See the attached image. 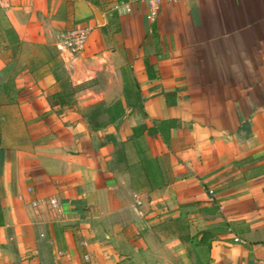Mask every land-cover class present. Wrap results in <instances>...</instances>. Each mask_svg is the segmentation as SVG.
Here are the masks:
<instances>
[{"label":"crops","instance_id":"obj_1","mask_svg":"<svg viewBox=\"0 0 264 264\" xmlns=\"http://www.w3.org/2000/svg\"><path fill=\"white\" fill-rule=\"evenodd\" d=\"M110 1L118 13L99 10L105 28L67 59L71 83L89 84L73 107L29 62L0 80V264H264V0H183L155 22L141 0H0V12L21 47H43ZM173 119L169 136L133 139ZM176 224L198 234L193 254L161 259L183 244Z\"/></svg>","mask_w":264,"mask_h":264},{"label":"rangeland","instance_id":"obj_2","mask_svg":"<svg viewBox=\"0 0 264 264\" xmlns=\"http://www.w3.org/2000/svg\"><path fill=\"white\" fill-rule=\"evenodd\" d=\"M111 3H113V2L112 1L107 2V3L101 2L100 4H98L99 6L95 5V7L98 10H100L103 14L105 13V15H107V16H109L110 14H112L114 12L118 13V11H115V10H114V12H112L113 7L109 6ZM73 9H75V7ZM88 12H89L88 17L71 19V21L69 22V24H67L66 27H64V28L61 27L59 29L60 34H58V36L54 35L52 37V39L48 40L46 45H44L43 47L33 45L32 42L25 43V46L23 45L22 47L20 44V46L18 48V51L21 49L20 55H17V53H16V55L8 54L9 51L6 50L3 40H2V38H0V68H1L2 62H5V63L12 65L10 71L6 72L3 76H0V80H3V78L8 79V78L12 77V75H13L12 70L14 68H16V64H18L19 62H29V64L31 63V65L33 66L31 69H35L34 71L37 73L40 72L42 75H44L47 72H52L55 75L54 76L55 79L57 78V76H59L61 79H60V81H58V85H57L56 89L57 90L62 89L64 84L67 82V80L71 81L70 72L65 67V65L67 63V59L70 58L71 56L78 54V52L77 53H72V52L70 53L67 50H62V49H60V45L65 44V42L68 41L71 33L76 31L80 27L90 28V35H92V33L96 29L105 28V25H106L105 23L103 25H99L95 21L94 13L90 7L88 9ZM91 20H92V22H90ZM8 26H9V24L7 22V19L3 18V16L1 15V12H0V31L4 30L5 32H7ZM112 42H113V40H110V43H112ZM97 45L100 46V44H98V42H97ZM23 47H25V49H23V52H22ZM24 50H25V52H24ZM46 65H47V67H46ZM87 86L89 87V84H87ZM0 87H1L0 88V92H1L0 93V101H1V100H4L3 92L5 91L6 88H3L2 85H0ZM75 98H76V96H74L72 99L68 98V101L70 102L71 107H73L76 104ZM98 108L99 107H97V109H95V110H98ZM101 109H103V108L100 107V110ZM63 111H64V109H59L58 115L60 116L63 113ZM102 115H104V114H102ZM96 120H97V122H98V120H100L102 123H105L107 121L105 116H102V118H99V116H98V118ZM89 130H90V132H92L94 130V126H91ZM95 135L90 134L89 138H90V140H92L95 137L94 141H91V142L95 146H97L98 140H96ZM86 137H87V134L85 133L83 135H79L78 139L81 140V138H83V142L85 143ZM6 147H7V143H5L3 141V130H2L1 121H0V171H1V165L5 161V153H6L5 149H6ZM2 192L3 191H2V187H1V183H0V218L2 220V221H0V223L7 221L6 208H8V207L3 206ZM158 226L160 228L161 225H158ZM174 227H175V229H174L175 231L173 232L174 236L172 238L180 239L181 242L183 243L182 245H185V246H182V245H180L179 247L175 246V248H169L166 250L163 248L164 252H162V250H160V252L157 251L158 252L157 255H159L161 259L163 256H165V257L172 258L174 261H176L177 258H179V257L181 258V255L183 254V252L184 253L187 252V253H189V255L193 254V250L195 249L194 245H195V242L197 240L198 234L192 235L191 231H189V229H187V228H189V225L187 227H184V225H182V224H180V225L176 224V225H174ZM157 233H160V231ZM157 241L159 243L163 242L161 236H157Z\"/></svg>","mask_w":264,"mask_h":264},{"label":"trees","instance_id":"obj_3","mask_svg":"<svg viewBox=\"0 0 264 264\" xmlns=\"http://www.w3.org/2000/svg\"><path fill=\"white\" fill-rule=\"evenodd\" d=\"M6 33H7L8 39L10 41V45L13 47V54L16 55V51L18 50V48L20 46L19 37L17 36L16 31L12 27L8 28ZM150 74H151V71L149 70V76L154 77V76H152V74L151 75ZM60 79L61 78L59 76H57V78H56L57 82L60 81ZM86 88H88L87 84H82L80 86H74L70 80H67V82L64 84L63 88L59 89L58 91H56L53 94V103L56 105H61V106H66V105L70 106L71 104L68 101V98L72 99L78 92L85 90ZM131 91L134 92L135 89L132 90L128 86H125V94H126L127 101H128V95ZM170 95L171 94H166V97L168 98V97H170ZM4 103H6V101L1 100L0 106L3 105ZM120 107H121V103L119 102L113 106V109L118 110V108H120ZM119 110H122V112H124V109H122V107ZM177 126H178V121L173 119V120L162 121L157 125V127L148 128L145 125L135 127L133 139L134 140L138 139L145 132H148L151 135L156 134L158 132H161L163 135H165V134L167 135V133H168V136H169L171 129L176 128ZM165 140L168 141L167 136L165 137ZM0 221H2L1 218H0Z\"/></svg>","mask_w":264,"mask_h":264},{"label":"built area","instance_id":"obj_4","mask_svg":"<svg viewBox=\"0 0 264 264\" xmlns=\"http://www.w3.org/2000/svg\"><path fill=\"white\" fill-rule=\"evenodd\" d=\"M148 7L147 19L151 22H155L165 4L178 3L183 0H141ZM90 37V28L80 27L76 31L72 32L68 41L65 44L60 45V49L67 50L72 53H82L86 50ZM209 194L214 197V191L210 190ZM35 206L38 203H34ZM51 205H55L54 201H51Z\"/></svg>","mask_w":264,"mask_h":264},{"label":"water","instance_id":"obj_5","mask_svg":"<svg viewBox=\"0 0 264 264\" xmlns=\"http://www.w3.org/2000/svg\"><path fill=\"white\" fill-rule=\"evenodd\" d=\"M92 9H93V12L95 14V18L97 20V23L99 25H103L104 24V19H103L102 13L99 10H97L95 7H92Z\"/></svg>","mask_w":264,"mask_h":264}]
</instances>
